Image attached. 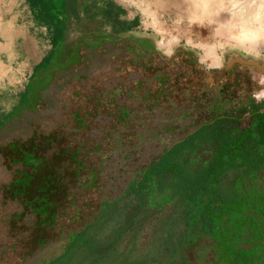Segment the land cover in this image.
<instances>
[{
    "label": "rangeland",
    "instance_id": "rangeland-1",
    "mask_svg": "<svg viewBox=\"0 0 264 264\" xmlns=\"http://www.w3.org/2000/svg\"><path fill=\"white\" fill-rule=\"evenodd\" d=\"M259 1L223 0L220 12L253 15ZM199 11V0H0V264H64L63 252H85L87 235L68 234L77 224L62 219L44 246L30 245L31 219L36 230L53 224L56 181L69 172L84 192L100 175L103 194H118L135 170L207 118L203 106L224 82L214 72L226 56L262 65L226 81L236 98L264 101V46L232 40L231 30L198 21ZM205 45L218 46L217 65ZM47 53L46 68L32 75ZM24 87L20 108L9 110ZM96 143L108 145L102 162ZM152 245L136 255L213 264L208 238L178 247V261L172 242ZM27 248V260L15 256ZM96 264L114 260L109 254Z\"/></svg>",
    "mask_w": 264,
    "mask_h": 264
},
{
    "label": "trees",
    "instance_id": "trees-1",
    "mask_svg": "<svg viewBox=\"0 0 264 264\" xmlns=\"http://www.w3.org/2000/svg\"><path fill=\"white\" fill-rule=\"evenodd\" d=\"M49 58L47 53L35 63L32 75L44 70ZM228 83L221 82L203 106L207 118L135 170L115 196L103 194L100 175L91 189L80 192L71 174H63L56 181L52 226L36 230L31 219V247L44 246V234L62 219L77 224L68 234L87 235L85 252L60 254L64 264H96L109 254L114 264L128 259L155 264L153 252H136H150L148 245L154 243L153 251L156 242H172L170 257L178 261V247L185 250L202 237L211 240L213 264H264V101L236 98ZM25 95L24 87L9 110L19 109ZM89 164L98 162L90 159ZM31 254L28 248L15 252L22 260Z\"/></svg>",
    "mask_w": 264,
    "mask_h": 264
},
{
    "label": "bare ground",
    "instance_id": "bare-ground-1",
    "mask_svg": "<svg viewBox=\"0 0 264 264\" xmlns=\"http://www.w3.org/2000/svg\"><path fill=\"white\" fill-rule=\"evenodd\" d=\"M199 1L201 2V10L202 11L201 12L199 11L197 16H196L198 21H202V20L206 19L208 22L215 23L216 26H218V28H216L218 31L225 29V28H227L226 30H231L232 32L234 30L233 34H232V32H230L231 33L230 38L234 41H238L241 43L245 42L249 45V47L257 45V43H259V42L261 43L262 46H264V2H260V1L256 2V5H255L256 11L253 15L248 14V13H244L243 9H239V7H238V10H240L239 12H241V13H239L237 15H232L233 13L230 15L227 14L228 16L226 17V16H222V13L220 12V10L223 8V2H222L223 0H199ZM253 4H254V2H253ZM250 7H252V6H250ZM172 8L174 9L176 7H172ZM159 10H161V9H159ZM235 10H236V8H235ZM226 13H228V12H226ZM145 14H146V12H145ZM194 18H195V16H194ZM235 27L237 29H235ZM162 33H163V31H162ZM218 46L219 47L221 46V42H219ZM201 47L205 51L206 58L209 59L211 61V63L215 62L214 64L217 65L218 60H219L215 54V49L217 47L207 46V45L201 46Z\"/></svg>",
    "mask_w": 264,
    "mask_h": 264
},
{
    "label": "flooded vegetation",
    "instance_id": "flooded-vegetation-1",
    "mask_svg": "<svg viewBox=\"0 0 264 264\" xmlns=\"http://www.w3.org/2000/svg\"><path fill=\"white\" fill-rule=\"evenodd\" d=\"M251 68H259V67L240 64L235 60V56H226L225 61L222 64L221 68H218V71L214 72V75L216 77H219V79L223 81H226L227 79L230 78L234 80H240L244 77L243 72Z\"/></svg>",
    "mask_w": 264,
    "mask_h": 264
},
{
    "label": "water",
    "instance_id": "water-1",
    "mask_svg": "<svg viewBox=\"0 0 264 264\" xmlns=\"http://www.w3.org/2000/svg\"><path fill=\"white\" fill-rule=\"evenodd\" d=\"M234 56H235V60L240 64H244V65H248V66H258L260 69H262V65H259L256 61L244 60L241 57H239L238 55H234Z\"/></svg>",
    "mask_w": 264,
    "mask_h": 264
}]
</instances>
